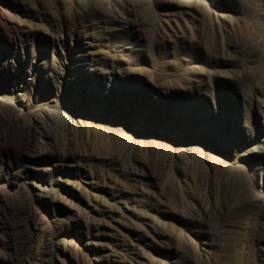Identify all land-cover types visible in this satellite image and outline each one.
<instances>
[{
  "label": "rangeland",
  "instance_id": "rangeland-1",
  "mask_svg": "<svg viewBox=\"0 0 264 264\" xmlns=\"http://www.w3.org/2000/svg\"><path fill=\"white\" fill-rule=\"evenodd\" d=\"M0 42L9 63L42 53L46 77L85 53L59 97L42 79L28 101L0 87V264H264V162L234 157L240 127L264 136V0H0ZM157 74L202 105L192 138L177 120L167 131L168 99L149 100ZM118 87L137 100L111 119L98 108L118 109ZM65 92H85L83 106ZM45 131L55 143L37 163ZM50 154L52 182L38 187Z\"/></svg>",
  "mask_w": 264,
  "mask_h": 264
},
{
  "label": "bare ground",
  "instance_id": "bare-ground-1",
  "mask_svg": "<svg viewBox=\"0 0 264 264\" xmlns=\"http://www.w3.org/2000/svg\"><path fill=\"white\" fill-rule=\"evenodd\" d=\"M160 1V0H159ZM149 13V12H148ZM149 16V15H148ZM7 24V23H6ZM4 25V24H3ZM2 26V25H1ZM6 29V28H5ZM16 30V29H15ZM17 31V30H16ZM20 32V31H19ZM17 32V33H19ZM8 33V32H7ZM10 34V33H9ZM11 36V35H10ZM20 36V35H19ZM6 37V36H5ZM22 37V36H21ZM11 38V37H10ZM24 43V42H23ZM33 43V42H32ZM34 44V43H33ZM21 45V44H20ZM23 45V44H22ZM17 46V45H16ZM10 51L9 49V45L8 44H3L0 42V82H3L2 84H0V87L2 86L5 89H9L12 90V88H14L15 86H17L16 88V96H25L27 97V101L30 98V92L29 91V86L32 85V87H34L35 83H38V81L40 79L44 80V82L42 83L43 85H35V87H37L38 89L40 88V91L43 90L46 92V94H50V96H52L53 92L57 93V96L59 97V85H56L55 82H63L65 87H67L69 84L73 83V79H74V74L75 72H71L74 69H78L80 67L81 64H83L80 60L84 57L85 53L84 52H78V53H74L71 54L69 56L70 61H65L66 65L64 66V68H62V70H60L61 72L58 73H50L48 75V77L46 76H41V72L39 71L40 68H44L43 62H40V60H42V53L36 55L35 52H33L31 55H24L22 56V61H20V65L17 63H9L7 60H4L2 58V54L3 53H8ZM87 54V53H86ZM67 58V56H66ZM21 59V57H20ZM15 60V59H13ZM94 60V59H93ZM91 61V60H90ZM194 61V60H193ZM91 63H93L91 61ZM98 63V62H97ZM191 68H194L196 70V68L198 67V65L195 62H192L190 64ZM94 67V66H93ZM54 68V67H53ZM143 68V67H142ZM149 68V67H148ZM147 68V69H148ZM151 68V67H150ZM91 69V68H90ZM152 70V69H151ZM150 70V71H151ZM155 70V69H154ZM153 70V71H154ZM146 71V70H145ZM161 71V70H160ZM144 72V71H142ZM152 72V71H151ZM150 73H146L145 74H151ZM156 73L157 70L155 71ZM161 73H159L160 75ZM155 75V73L153 74ZM158 75V74H157ZM156 75V76H157ZM159 75L156 77H152L149 76L146 79V92L149 95V100H164V98L168 99L170 106L167 107L163 104L158 103V108H160V110L164 113V120L165 122H167V131L169 132V129L172 128L173 125V121L177 120L180 125H182L184 128L182 129V131L184 132V139L187 138H192V126L193 123H195V119L198 116V112L201 110L202 105L200 104V102L197 101H192V99L186 97L185 95L181 94L180 92H169V90H166V87L159 82ZM161 76V75H160ZM106 76H104L105 78ZM166 77V76H165ZM107 78V77H106ZM1 79H4V81H2ZM48 79V82L45 83V80ZM102 79V78H101ZM184 81V80H183ZM50 82V84H49ZM105 82V81H104ZM166 85V84H165ZM31 87V89H32ZM103 87V86H102ZM168 87V86H167ZM104 88V87H103ZM169 88V87H168ZM23 89V93H21L19 90ZM90 92V93H89ZM6 93V92H5ZM8 93V92H7ZM88 93L87 97L85 98V92H80V97H79V101L78 100H68V97L65 96L66 92L62 95V98L66 99V102H70L72 103V105H82V102H84V98L86 101L90 102H100L101 101V97L98 94V91H86V94ZM124 93L127 92H123V90H121L119 87L118 89L115 90V98H114V104L116 105L115 107L118 106V109L115 108L114 110H111L109 107V105L105 102L102 103L101 105H99V110L100 112L107 116L108 118H116V116L119 115V112H122L120 115L123 116L124 114V109L125 106L129 103L130 105L135 104L134 101H136L137 99H134L133 94L129 93V95L127 97H124ZM34 94V93H33ZM7 96V94H6ZM45 96V94H43V97ZM9 97V96H8ZM8 97H5L4 99L0 98V100L2 102H5V100H8ZM39 97V94L36 93V98ZM11 99V98H10ZM182 100V102L179 105L174 104L173 100ZM82 100V101H80ZM104 100H108L106 97ZM30 102V101H29ZM113 102V101H112ZM14 103V102H13ZM30 104V103H29ZM37 104V103H36ZM16 105V103L14 104ZM195 105L196 109L193 108V106ZM83 106V105H82ZM18 107V106H17ZM20 107V106H19ZM119 107H122V109L120 110ZM30 106H27V112H30ZM37 108V107H36ZM2 109V106H0V110ZM33 109H35L33 107ZM32 109V110H33ZM31 110V111H32ZM25 111V110H23ZM26 113V112H25ZM16 114V113H15ZM119 115V116H120ZM216 115L217 117H219V119L223 120L225 118V116L223 115V113L221 114L219 111H216ZM18 117V116H17ZM15 117V118H17ZM247 117V116H246ZM31 118V117H30ZM246 119V118H245ZM22 120V119H21ZM163 121V119H161ZM230 120V125L229 127L234 126L233 123H235L234 119L231 117H229ZM23 121V120H22ZM117 122L119 120H116ZM21 122V121H20ZM26 122V121H25ZM42 126H44L43 121L41 122ZM247 123V122H246ZM137 124V122H136ZM245 124V123H244ZM248 125V124H247ZM25 125H23L24 127ZM39 126V125H38ZM228 126V125H227ZM25 128V127H24ZM235 129V126L233 127ZM245 129V130H244ZM38 130V129H37ZM242 130V131H241ZM230 132L232 131L231 129L229 130ZM240 136H239V143L236 146L235 149V154L234 157L236 158V160L238 161L239 158H241L242 156H244L245 154H249L250 156L254 157L255 160H261L264 162V136L261 137H252L250 135L249 132H247L246 128H244V125L242 127H240ZM6 132V131H5ZM4 132V133H5ZM167 132L168 135H170ZM214 134V133H213ZM38 135V134H36ZM199 138L202 139H208L211 140L212 142L214 141L213 138L207 136V134L205 133H198L196 134ZM209 135V134H208ZM41 140L39 141L36 137H34V142L37 144H35L38 148L35 151L34 156H32L33 160L37 163H44L45 161H47V149L48 146H52L54 145V141L51 139V136L49 134L48 131H45L44 133L41 132L39 134ZM211 136V135H210ZM224 136L226 137L227 140H225L223 142V146L224 147H229V145L233 142V137L230 136L229 132H226L224 134ZM2 137V136H1ZM39 138V139H40ZM6 139V138H5ZM219 140V139H218ZM6 142V141H5ZM216 142V141H215ZM10 143V142H9ZM2 144V142H1ZM217 144V142H216ZM249 144H253V146H249ZM3 145V144H2ZM6 145V144H5ZM8 145V144H7ZM6 145V146H7ZM10 146V145H9ZM11 147V146H10ZM240 149V150H239ZM22 157L24 158V160H30L31 156L28 155H24L23 153H21ZM51 158V163L48 165H43L40 164L39 165V169H38V177H39V183L43 184L44 186H38V187H47L48 184H51L52 182V167H56V159H55V155L50 154ZM235 161V160H234ZM240 161V160H239ZM4 162V161H3ZM240 164V163H239ZM237 163V165H239ZM3 167V166H2ZM2 171V170H1ZM5 172V171H4ZM1 177L4 178L6 181L9 180L10 178V174L8 176V174H4L3 172H1ZM4 187L5 186H0V202H4V200H6V197L1 193L2 191H4ZM4 205V204H3ZM5 207V206H4ZM6 211V210H5ZM6 224V223H5ZM9 225V224H8ZM15 231V230H14ZM13 232V230H12ZM29 233V232H28ZM18 235V234H16ZM20 236V235H18ZM31 235L27 236L26 240H30ZM22 240V239H21ZM18 241V240H17ZM16 243V240H15ZM22 243V242H21ZM24 243V242H23ZM26 244V243H25ZM16 245V244H15ZM18 247H20V245H17ZM16 247V246H15ZM52 247V246H51ZM23 249V248H22ZM18 250V249H17ZM16 250V251H17ZM19 251V250H18ZM21 252V251H20ZM24 252V251H23ZM17 253V252H16ZM21 255V253H19ZM17 254V256L19 255ZM16 256V257H17ZM6 257V256H5ZM29 258V257H28ZM8 260V259H7ZM5 261L4 258L2 257V255L0 254V262ZM14 261V260H13ZM15 263V261L13 262ZM26 264V262H24ZM31 263V262H30ZM6 264V263H5ZM19 264V263H18ZM33 264V263H32Z\"/></svg>",
  "mask_w": 264,
  "mask_h": 264
}]
</instances>
